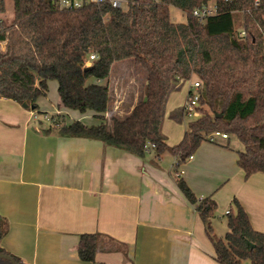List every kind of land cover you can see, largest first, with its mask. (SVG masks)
<instances>
[{
  "label": "trees",
  "instance_id": "16d2710c",
  "mask_svg": "<svg viewBox=\"0 0 264 264\" xmlns=\"http://www.w3.org/2000/svg\"><path fill=\"white\" fill-rule=\"evenodd\" d=\"M121 1L124 7H113L110 0L80 7H60L54 0H12L13 19L6 23L0 17V97L35 110L53 80L62 107L92 111L98 120L62 124L57 129L62 136L97 139L139 157L166 151L175 157L177 168L208 133L222 131L244 147L236 151L244 177L264 174V0ZM208 3L216 5L214 14L201 21L192 15ZM5 7L6 0H0V15ZM170 8L182 11L184 22L172 21ZM91 53L96 58L88 63ZM127 59L145 71L142 92L129 111L105 119L116 100L96 80L108 78L112 65ZM192 78L201 84L199 116L187 121L177 144L168 146L161 132L166 102ZM183 116L182 107L172 113ZM176 182L194 205L217 263L264 264V231L251 226L236 198L235 211L226 214L227 230L217 237L211 226L216 210L212 195L197 199L181 177ZM4 231L0 217V238ZM98 238L96 233L79 236L81 260L94 261ZM0 254L7 255L2 247Z\"/></svg>",
  "mask_w": 264,
  "mask_h": 264
},
{
  "label": "crops",
  "instance_id": "0c3cea01",
  "mask_svg": "<svg viewBox=\"0 0 264 264\" xmlns=\"http://www.w3.org/2000/svg\"><path fill=\"white\" fill-rule=\"evenodd\" d=\"M170 17L185 20L175 8ZM109 76L118 83L113 71ZM56 88L55 81L48 82V93L37 100L35 110L0 97V217L5 226L0 247L7 255L19 264H219L194 205L177 186L175 157L166 151L139 157L97 139L60 135L62 124L98 120L92 111L62 107ZM116 109L106 111L105 119ZM176 110L168 117L184 122V129L170 143L161 125L168 146L177 144L187 128L183 118L172 117ZM166 112L165 105L163 120ZM44 114L58 125L47 120L43 125ZM232 137L202 141L192 158L180 164V177L197 199L212 195L219 204L217 217L234 212L236 198L251 226L264 231V174L244 177L236 164L240 144L231 146ZM205 169L207 179L197 177ZM85 233L99 235L93 262L78 257L79 236Z\"/></svg>",
  "mask_w": 264,
  "mask_h": 264
},
{
  "label": "rangeland",
  "instance_id": "374dc122",
  "mask_svg": "<svg viewBox=\"0 0 264 264\" xmlns=\"http://www.w3.org/2000/svg\"><path fill=\"white\" fill-rule=\"evenodd\" d=\"M124 7V4L121 5ZM12 11H13V6H12V0H6V7L5 11L0 15L1 19L4 20L6 23H9L12 19ZM238 18H240L239 25L236 23V26L238 25V28L241 26L242 18L241 15H237ZM120 65H123L120 67ZM120 67V68H119ZM113 71V74L115 75V78H118V83L115 81L112 83L109 81L110 76L104 80H100L101 84L107 85L109 89L114 85L113 90L112 89V98L115 101L111 108H114L116 106V113L114 114H122V111L126 108L127 106L129 107L130 103L132 102V98L134 97L135 94L138 92H142V87L145 82V71L143 70L142 67L134 64V62L131 59L124 60L122 62H117L113 64V67L111 69V72ZM110 72V74H111ZM196 78H192L186 83L190 84L192 83ZM117 80V79H116ZM186 83L181 86V89H177L175 91H172L169 94L167 103H166V115L162 123V129L164 131V134L166 135L168 142L173 143L175 140L179 138V136L182 134L183 129H184V122L179 124L177 121H173L169 119L168 115L169 112L178 106H181L185 97H186ZM110 108V109H111ZM41 119V118H40ZM39 119V120H40ZM182 119V117H180ZM179 120V119H178ZM184 121L190 120L189 117L183 116ZM42 122L36 121V123H42L44 125L45 121L42 119ZM230 136V135H229ZM230 145L234 146L236 142L240 144V150H243V145L242 143L235 137L233 136L230 140ZM208 141L205 140V143ZM210 143V142H208ZM168 154L166 153V164H168V160L170 159V156H167ZM168 157V158H167ZM187 162V160H186ZM185 162V163H186ZM169 165V164H168ZM183 168V166H181ZM179 167V168H181ZM184 168L186 169V166L184 165ZM206 172H202L200 174H197V177H203L207 179L209 173L207 169H205ZM232 208H235L234 205L232 204ZM216 211L218 212L219 209V204L216 206ZM216 216V217H215ZM214 216V219H211V226L213 229V234L215 236H223V234L226 232L227 227H226V215H221L220 217H217V215ZM0 264H15L9 259H2L0 258Z\"/></svg>",
  "mask_w": 264,
  "mask_h": 264
},
{
  "label": "built area",
  "instance_id": "2783aa9c",
  "mask_svg": "<svg viewBox=\"0 0 264 264\" xmlns=\"http://www.w3.org/2000/svg\"><path fill=\"white\" fill-rule=\"evenodd\" d=\"M58 3L60 7H80L83 2H99L101 0H54ZM110 3L113 7H120L123 2L121 0H110ZM216 12V5L214 3H208L206 5L201 6L200 8L194 9L192 11V15L196 17L198 20H203L205 17L212 15ZM239 35L244 37L246 34L244 31H240ZM96 56L94 53H91L88 55L87 62L89 63L93 59H95ZM96 82H100V80H96ZM201 84L200 81L195 79L192 83L188 84V89L186 93V97L184 99V103L182 105L184 116L189 117L190 119L197 118L199 116L200 111L199 108V95H198V89L200 88ZM188 91H190L188 93ZM34 120L38 119V115L35 113L33 114ZM43 119L51 122L54 126H57L58 123L56 121L53 122V119H51L50 116L47 114L43 115ZM230 136L222 131H213L211 133H208L206 135V140L210 143H217L221 140H226ZM149 148L154 147L153 144H148ZM192 156L190 155L188 159H191ZM176 165V162H174V166ZM180 165L176 168L174 171L175 177H180L183 173V170L179 168ZM225 213H228L226 211Z\"/></svg>",
  "mask_w": 264,
  "mask_h": 264
},
{
  "label": "water",
  "instance_id": "95a60500",
  "mask_svg": "<svg viewBox=\"0 0 264 264\" xmlns=\"http://www.w3.org/2000/svg\"><path fill=\"white\" fill-rule=\"evenodd\" d=\"M91 68V66H88V67H85L84 68V71H86V70H88V69H90ZM22 105V107H25V108H27V107H30V108H32L33 109V106H31V105H28L27 103H22L21 104ZM215 116H220V114H218V115H215ZM0 258H2V259H9L10 261H12L13 263H15L14 261H13V259L10 257V256H8V255H6V254H0ZM16 264V263H15Z\"/></svg>",
  "mask_w": 264,
  "mask_h": 264
}]
</instances>
